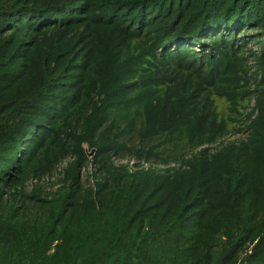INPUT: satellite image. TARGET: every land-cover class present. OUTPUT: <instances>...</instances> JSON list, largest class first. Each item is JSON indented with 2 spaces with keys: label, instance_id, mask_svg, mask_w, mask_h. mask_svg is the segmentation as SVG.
Instances as JSON below:
<instances>
[{
  "label": "trees",
  "instance_id": "1",
  "mask_svg": "<svg viewBox=\"0 0 264 264\" xmlns=\"http://www.w3.org/2000/svg\"><path fill=\"white\" fill-rule=\"evenodd\" d=\"M0 264H264V0H0Z\"/></svg>",
  "mask_w": 264,
  "mask_h": 264
},
{
  "label": "rangeland",
  "instance_id": "2",
  "mask_svg": "<svg viewBox=\"0 0 264 264\" xmlns=\"http://www.w3.org/2000/svg\"><path fill=\"white\" fill-rule=\"evenodd\" d=\"M215 102H216V106H217L218 111L220 112L221 116L226 117L230 121L231 115H235V113H233V111L229 110L230 104H229L228 100L224 97H221V96H215ZM253 102H254V99H253V97H250V96L241 100L239 103V106H238V110L241 112H246L248 110L249 106H251L253 104ZM237 124H239V123H237V122L234 123V122L230 121L229 128L231 130H233V129H235V127L239 126ZM241 136H242V132H240V131H232L228 135V137L230 139L240 138ZM180 145H181V148L183 147V149L185 151H188V152L195 149V146H193L191 148L188 147V145L184 141ZM85 146L87 148V151H89L87 145H85ZM181 148L179 150L175 151V153L180 152ZM120 156H123L122 157L123 160H126V161L131 160V157H129V154H124V155H120ZM68 160L69 159H65L61 164H59L58 169H60V170L63 169L65 164L68 162ZM60 170L54 171V174L52 176H50L51 179H48V177L45 176L44 179L42 180V182H40V183L47 186L48 190L56 188L57 183H58L57 180L59 178L57 171H60ZM83 171H84V178L86 179L87 170L84 169ZM55 183H56V185H55ZM32 184L33 183H29L28 189L32 188V186H33ZM224 249H225V239L223 237H221L219 240V246L215 250V254H216L217 259L222 255ZM149 251H150V254L152 256V259L163 260L166 257V253L164 252L163 245L159 241L151 242L150 246H149Z\"/></svg>",
  "mask_w": 264,
  "mask_h": 264
},
{
  "label": "built area",
  "instance_id": "3",
  "mask_svg": "<svg viewBox=\"0 0 264 264\" xmlns=\"http://www.w3.org/2000/svg\"><path fill=\"white\" fill-rule=\"evenodd\" d=\"M201 148V147H200ZM199 148V149H200ZM88 153H89V156L90 157H92V155H93V153H92V151H88ZM92 153V154H91ZM191 156V154H188V155H186V158H189ZM116 160V162L117 163H122V162H127L126 160H123V159H115ZM135 162V160L133 159V160H131V165L133 164ZM147 165V164H146ZM182 164H181V162H172V163H170V164H168V165H163V166H161V167H170V166H176V167H179V166H181ZM184 166V165H183ZM34 181H36V180H34Z\"/></svg>",
  "mask_w": 264,
  "mask_h": 264
},
{
  "label": "water",
  "instance_id": "4",
  "mask_svg": "<svg viewBox=\"0 0 264 264\" xmlns=\"http://www.w3.org/2000/svg\"><path fill=\"white\" fill-rule=\"evenodd\" d=\"M92 153H94V150H92ZM92 153H91V154H92Z\"/></svg>",
  "mask_w": 264,
  "mask_h": 264
}]
</instances>
